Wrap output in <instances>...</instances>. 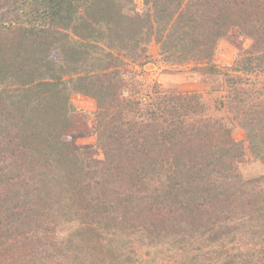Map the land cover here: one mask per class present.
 <instances>
[{
  "label": "trees",
  "instance_id": "obj_1",
  "mask_svg": "<svg viewBox=\"0 0 264 264\" xmlns=\"http://www.w3.org/2000/svg\"><path fill=\"white\" fill-rule=\"evenodd\" d=\"M0 264H264V0H0Z\"/></svg>",
  "mask_w": 264,
  "mask_h": 264
},
{
  "label": "rangeland",
  "instance_id": "obj_2",
  "mask_svg": "<svg viewBox=\"0 0 264 264\" xmlns=\"http://www.w3.org/2000/svg\"><path fill=\"white\" fill-rule=\"evenodd\" d=\"M247 40L238 39L236 41L222 40L220 41L216 59L220 62L219 65L222 67L229 64L237 51L239 46H246ZM146 77L150 80H155L162 87L171 89H200L203 92H208L207 89L210 87L208 80L204 79L201 75L193 72L190 66L183 67H170L164 65H158L154 63H149L145 66ZM215 82V80H213ZM208 94V93H207ZM205 97H210V95H205ZM72 103L75 108L81 113L85 114L82 117H86L87 127L90 129L93 125V115L92 112L95 109V101L87 96L74 94L72 96ZM236 139L243 137L242 131L239 129L235 133ZM78 144H83L88 147H93L94 138L92 135L80 136L76 139ZM99 152H96L95 156H98ZM243 170L247 174H252L259 172L261 166L257 163H247L243 166Z\"/></svg>",
  "mask_w": 264,
  "mask_h": 264
}]
</instances>
